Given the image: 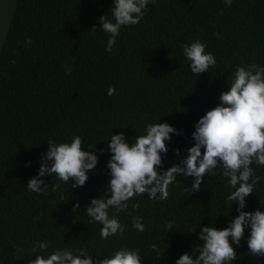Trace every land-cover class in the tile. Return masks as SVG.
Returning <instances> with one entry per match:
<instances>
[{
	"label": "trees",
	"instance_id": "16d2710c",
	"mask_svg": "<svg viewBox=\"0 0 264 264\" xmlns=\"http://www.w3.org/2000/svg\"><path fill=\"white\" fill-rule=\"evenodd\" d=\"M112 5L113 0H16L0 54V264H27L39 241L49 243L45 256L56 248L86 247L95 259L128 247L139 249L141 264H175L202 243L200 227L223 229L238 214L236 203L230 207L226 199L232 189L220 169L194 193L185 191L192 178L178 176L163 201L134 196L117 216L122 237L101 239V225L89 222L85 206L107 188L111 135L122 132L131 144L147 124L166 122L177 134L165 142L159 170L186 157L195 124L220 103L236 67H264V0H232L230 6L225 0L150 2L140 23L121 27L109 54V34L98 19L107 13L111 18ZM197 39L216 59L200 76L191 72L181 48ZM110 86L116 89L111 96ZM74 135L82 138V150L98 157L85 185L71 187V181L45 175L47 191L31 192L27 182L38 173L47 140L71 142ZM251 167L260 180L243 211H264V166ZM135 203L139 208L133 209ZM133 216L143 217L145 231L132 227ZM249 231L233 245L237 259L231 264H264V257L248 252Z\"/></svg>",
	"mask_w": 264,
	"mask_h": 264
},
{
	"label": "clouds",
	"instance_id": "9594fccd",
	"mask_svg": "<svg viewBox=\"0 0 264 264\" xmlns=\"http://www.w3.org/2000/svg\"><path fill=\"white\" fill-rule=\"evenodd\" d=\"M150 2L154 4L156 0H113L111 18L108 13L99 17L100 30L109 34L105 47L109 54L121 27L140 23ZM231 3L232 0H225L226 6ZM25 43L30 45L31 38H26ZM181 48L195 75L208 72L209 67L216 64L214 54L206 52V45L199 39L182 44ZM66 73H71L70 66ZM227 84L228 90L219 95L220 103L206 111L195 124L191 134L194 144L187 149L186 157L166 170H159L162 154L168 151L165 142L171 140L170 134H177L168 123L147 124L145 134L137 135L131 144L126 142L122 132L111 135L107 149L111 153L106 163L110 175L107 188L103 195L91 199L85 206L89 222L101 225V239L124 235V226L117 216L128 208V201L134 196L147 194L150 200L163 201L169 196V185L177 182L178 176L192 178L191 189L185 188V191L194 193L200 189L205 176L215 175V170L220 169L232 189L226 199L231 202L230 207L236 203L238 214L223 229L212 225L200 227L198 239L202 243L194 245L191 254L180 255L175 264H231L237 259L233 245H240L245 228L250 229L246 241L248 252L264 257V211H243L245 198L254 192L260 180L251 165L264 166V67L255 63L237 66ZM115 91L113 86L107 89L109 96ZM47 143L38 173L28 180L27 188L34 193H45L49 188L41 179L45 175L55 176L64 183L71 181V187H83L88 180L87 173L98 163L95 153L82 150V138L78 135H74L71 142L57 143L49 139ZM175 151L176 155L180 154L179 149ZM52 187L55 190L59 184ZM79 207L77 203L73 210ZM132 207L139 208V203ZM110 209L114 210V215H109ZM142 221L140 216L131 218L132 227L138 232L145 231ZM198 224L199 221L189 233H195ZM172 226L169 222L165 227L171 231ZM48 249L47 241L36 242L32 248L35 259H29L27 264H141L142 261L139 249L128 247H120L102 257L95 255V259L86 247L56 248L45 256L43 253ZM152 250L160 254L155 244Z\"/></svg>",
	"mask_w": 264,
	"mask_h": 264
},
{
	"label": "water",
	"instance_id": "95a60500",
	"mask_svg": "<svg viewBox=\"0 0 264 264\" xmlns=\"http://www.w3.org/2000/svg\"><path fill=\"white\" fill-rule=\"evenodd\" d=\"M16 0H0V54L13 17Z\"/></svg>",
	"mask_w": 264,
	"mask_h": 264
}]
</instances>
